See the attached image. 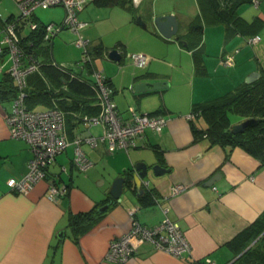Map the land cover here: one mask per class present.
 Listing matches in <instances>:
<instances>
[{"label":"crops","instance_id":"crops-1","mask_svg":"<svg viewBox=\"0 0 264 264\" xmlns=\"http://www.w3.org/2000/svg\"><path fill=\"white\" fill-rule=\"evenodd\" d=\"M256 5L258 12L253 16L242 11L238 14L246 21L257 17L264 28V0H258ZM37 10L27 22L60 23L63 19L59 16L45 20ZM136 12L146 18L144 28L135 24ZM166 14L176 17L177 35L185 39L189 23L199 14L198 0H117L112 4L92 0L79 12V18L87 24L78 34L66 28L64 38H59L61 28L43 43L51 61L56 60L53 63L74 75L90 77L93 70L102 71L114 90L112 98L123 118L128 117L129 106L169 117L160 133L146 130L128 150L110 153L103 142L94 148L81 142L80 148L93 161L85 171L79 172L72 165L74 139L88 133L100 136L103 127L86 126L80 120L83 114L99 111L97 98L91 100L71 92L70 96L51 97L48 104L38 102L33 108L42 110L56 102L62 104L63 133L69 145L27 191L12 190L8 180L27 173L32 151L25 140L9 135L5 117L14 97L9 99L0 93V264H114L106 258L108 245L129 229L132 220L151 227L165 217L179 224L190 251L174 257L143 241L128 264H206V258L224 264L236 259L237 246L231 241L264 211V164L240 147L228 151L220 145L209 146L205 137L194 141L193 127H204L205 122L202 117L187 120L184 115L197 104L234 90L251 72L261 75L264 39L258 33L260 40L249 45L239 33L226 37L223 26H205L200 53L194 58L187 44L159 33L154 19ZM17 16L0 14V19L6 23ZM3 24L0 38L4 35ZM104 26L113 30L111 37L115 38L107 40L108 36L101 32ZM30 31L27 24L19 26L22 38ZM216 33L224 41L230 40L227 44L231 48L222 46L220 37L214 38ZM78 35L91 42L90 62H83L82 50L73 42ZM112 48L121 53L119 61L108 57ZM133 52L146 54L144 67L132 63L129 54ZM227 53L234 54L233 64L228 66L222 61ZM5 56V52L0 53V65L6 61ZM5 72L8 71L3 68L0 73V88ZM32 75L26 77V92L44 85L56 92L45 73L40 75L41 81ZM158 80L168 82V86L155 91L129 90L138 82ZM12 82L16 86L13 78ZM60 87L66 88V83ZM144 164L147 174L140 180L136 167ZM153 165L162 167L161 173L155 174ZM120 175L126 177L120 201L99 212L110 201L109 189ZM212 177L213 181L208 182ZM50 180L65 185L67 193L50 200ZM135 182L141 184L140 191ZM91 210L88 217L72 224L78 214Z\"/></svg>","mask_w":264,"mask_h":264},{"label":"built area","instance_id":"built-area-1","mask_svg":"<svg viewBox=\"0 0 264 264\" xmlns=\"http://www.w3.org/2000/svg\"><path fill=\"white\" fill-rule=\"evenodd\" d=\"M18 7V16L6 23L4 35L0 38V53L5 52L11 64L7 68L8 73L16 82V94L13 98L11 111L6 115L5 121L9 135L13 138L25 140L32 156L28 161V171L21 178H10L7 182L12 190L17 192L27 191L45 175V170L56 159V156L65 151L69 145L64 129L63 112L55 105L38 110L28 108L25 103L27 92L26 77L38 70L37 61L26 54L20 46L19 26L27 24L35 29L38 23L27 22L34 12L41 8L62 6L64 16L60 23L48 22L43 24L45 41H48L55 32L61 28H68L78 34L80 28L87 23L79 18V12L92 0H13ZM256 5L258 0H252ZM27 22V23H26ZM260 40V35L246 38V43L255 44ZM74 44L82 50L83 62H90L89 46L91 42L78 35ZM236 49L234 52H237ZM132 63L137 67H144L148 57L141 52L129 54ZM233 53H227L222 60L225 65L233 64ZM66 68L65 65H63ZM3 66L0 65V73ZM96 91L99 111L96 115H83L80 119L86 126L102 125L103 132L100 136L91 133L74 139L75 151L72 158L73 167L81 172L93 165V161L80 148V143L97 147L100 142L105 143L107 152L119 149L128 150L135 145V140L142 137L146 130L160 133L166 126L169 117L162 113L139 112L134 106L128 107V117L123 118L113 101V89L109 85L106 76L100 70H93L90 74ZM199 113L191 111L184 117L187 120L194 119ZM148 182L146 181L145 184ZM176 191V189H174ZM67 193L65 185L59 186L53 180L48 182V198L56 200ZM149 241L158 250L166 252L174 257H180L190 251V245L184 231L176 221L165 217L154 226L147 227L137 220H132L129 229L119 237L112 239L108 245L106 258L114 264H128L136 246ZM206 264H217L210 258L205 259ZM224 264H238L235 259Z\"/></svg>","mask_w":264,"mask_h":264},{"label":"trees","instance_id":"trees-1","mask_svg":"<svg viewBox=\"0 0 264 264\" xmlns=\"http://www.w3.org/2000/svg\"><path fill=\"white\" fill-rule=\"evenodd\" d=\"M98 1L101 4H112L117 0ZM250 2L253 3L252 0H198L199 14L189 23L184 39L187 41V47L192 50L194 58H197L200 53L205 26L221 28L223 26L226 37L239 33L246 40L253 35H259V29L262 28L260 19L256 17L246 21L237 11L241 4ZM13 18H8L6 23L11 22ZM3 23L0 19V26ZM6 23L3 25L5 26ZM43 34V24H40L35 29H31L24 38L20 35V46L24 54L37 61L40 75L45 73L51 83L55 82L59 85L66 83V88L56 86L57 90L54 92L53 89L49 90L44 85L32 91L29 90L25 100L28 108H34L38 102L48 104L51 97L70 96L71 92L80 93L93 100L96 97V91L92 78L74 75L53 63L49 57L48 48L43 45L45 42ZM40 52L41 57L38 58ZM32 74L34 80L41 81L38 71ZM0 93L2 96L7 95L9 99L16 94V86L8 72H5L1 81ZM86 103H88L87 100ZM55 106L64 115L62 104L56 102ZM192 111L199 113L195 118L202 117L205 122L204 127H193L194 141L205 137L209 146L220 145L226 147L228 151L234 147H240L255 157L260 164H264V72L250 83L242 82L232 91L197 104ZM232 116L238 121L249 117L255 118L256 121L243 132L231 133L230 128L234 124ZM91 213L93 210L78 214L72 220V224H77ZM256 237H258L256 241L244 250ZM231 242L237 246L235 261L238 264H264V211L248 229L242 231Z\"/></svg>","mask_w":264,"mask_h":264},{"label":"water","instance_id":"water-1","mask_svg":"<svg viewBox=\"0 0 264 264\" xmlns=\"http://www.w3.org/2000/svg\"><path fill=\"white\" fill-rule=\"evenodd\" d=\"M155 25L159 31V33L166 37L170 38L173 37L176 40H179L182 44L186 45L187 41L184 39H179V36L177 35V30H178V22L176 17L173 14H166L162 16H157L154 19ZM144 25V23H142ZM108 57L114 61H119L121 59V53L116 49L112 48L108 51ZM260 76V72L258 71H253L251 72L245 79L244 81L246 83H250L254 80H256ZM168 86V82L163 81V80H158L154 82H146V81H141L136 84H134L132 87L129 88L131 92H140V91H155L159 90L163 87ZM256 121L255 118L249 117L242 119L234 124H232V127L230 128L231 133H239L243 132L248 126H250L252 123ZM152 169L155 174L161 173L160 170H162V167L159 165H153ZM137 171V176L141 180L143 179L146 174H147V166L144 164L141 167H136ZM135 181V180H134ZM213 181V177L208 180V182ZM126 177L125 175H120L116 177L109 189V194H110V201L104 204L103 207L99 208V212L105 211L110 203H114L117 201H120L121 199V194L125 191L126 189ZM137 191L141 190V184H138L135 182Z\"/></svg>","mask_w":264,"mask_h":264},{"label":"rangeland","instance_id":"rangeland-1","mask_svg":"<svg viewBox=\"0 0 264 264\" xmlns=\"http://www.w3.org/2000/svg\"><path fill=\"white\" fill-rule=\"evenodd\" d=\"M39 13L42 14L43 18L45 20H48L50 17H59L61 16L60 18H62L64 16V8L62 6H52V7H49V8H46V9H41L39 8L37 10ZM244 12V14L246 15H249V16H253V14H255L256 12H258L257 10V5H255L254 3H244V4H241L239 7H238V12ZM239 12V13H240ZM10 13H13L14 15H17L18 14V7L16 5V3L13 1V0H0V14L5 17L7 16L8 14ZM134 13V11L132 12ZM146 18L144 16H140L137 12L134 16V22L135 24L138 26V27H141V28H144V25L146 24L145 22ZM144 23V25L142 24ZM149 25L151 26V24L149 23ZM148 28V27H147ZM63 31H67L66 28H63L61 29L58 33H57V37L60 38L63 37L62 34H63ZM101 32L105 35V36H108L107 40H110L112 38H115V37H111L112 36V32L113 30L109 27V26H104L103 29H101ZM71 33L73 34V32L71 31ZM259 33L262 35V39H264V28H261L259 29ZM217 35L219 36L218 33L214 34V38L217 37ZM220 37V36H219ZM64 38V37H63ZM208 41L212 42L213 40L210 39L209 37L207 38ZM218 40V38H217ZM220 42H222V46L224 45L227 49L231 48L229 45L230 44H227L229 43L228 40H223L222 37H220ZM74 42V41H73ZM219 42V43H220ZM264 42V41H262ZM248 44V43H247ZM251 45V44H249ZM232 50V49H231ZM7 55V54H6ZM7 57V59H4L6 60L5 62L3 61L1 64L3 66L4 69H7L9 67V65L11 64L10 62V59H9V56H5V58ZM55 59V58H54ZM53 62L56 63V60H54ZM52 84L53 86H60L59 84H56L55 82L54 83H50ZM232 120L234 121V123H236L238 120L236 117H231ZM196 122H199L198 119H195Z\"/></svg>","mask_w":264,"mask_h":264}]
</instances>
